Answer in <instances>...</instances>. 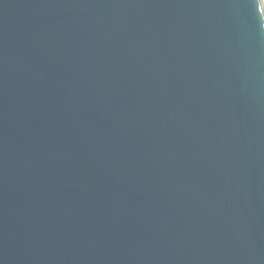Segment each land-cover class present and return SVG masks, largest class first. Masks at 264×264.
Wrapping results in <instances>:
<instances>
[{"label": "water", "instance_id": "1", "mask_svg": "<svg viewBox=\"0 0 264 264\" xmlns=\"http://www.w3.org/2000/svg\"><path fill=\"white\" fill-rule=\"evenodd\" d=\"M0 264H264V0H0Z\"/></svg>", "mask_w": 264, "mask_h": 264}]
</instances>
